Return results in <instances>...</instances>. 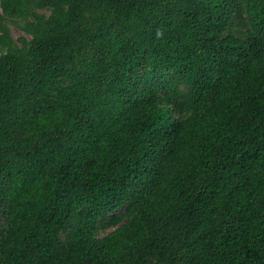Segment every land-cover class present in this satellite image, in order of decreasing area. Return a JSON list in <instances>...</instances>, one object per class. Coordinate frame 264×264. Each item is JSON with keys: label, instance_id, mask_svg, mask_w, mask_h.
Returning <instances> with one entry per match:
<instances>
[{"label": "trees", "instance_id": "trees-1", "mask_svg": "<svg viewBox=\"0 0 264 264\" xmlns=\"http://www.w3.org/2000/svg\"><path fill=\"white\" fill-rule=\"evenodd\" d=\"M0 216V264H264V0H0Z\"/></svg>", "mask_w": 264, "mask_h": 264}, {"label": "rangeland", "instance_id": "rangeland-1", "mask_svg": "<svg viewBox=\"0 0 264 264\" xmlns=\"http://www.w3.org/2000/svg\"><path fill=\"white\" fill-rule=\"evenodd\" d=\"M40 12H47V14L50 13V11H47V9L40 10ZM7 24L11 33V36L14 41L18 42V44L22 43V39L25 37V39H30L31 35L27 33L23 28L22 25L24 24L23 21H20L17 18H8ZM6 219L4 216H0V234L2 230L6 228ZM115 225H109L106 228H102L100 231V234H105L110 230L115 229Z\"/></svg>", "mask_w": 264, "mask_h": 264}]
</instances>
